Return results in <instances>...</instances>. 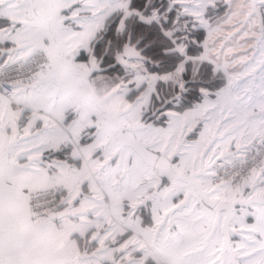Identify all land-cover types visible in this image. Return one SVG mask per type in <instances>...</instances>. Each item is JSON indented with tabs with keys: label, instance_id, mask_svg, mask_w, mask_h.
Instances as JSON below:
<instances>
[{
	"label": "snow or ice",
	"instance_id": "1",
	"mask_svg": "<svg viewBox=\"0 0 264 264\" xmlns=\"http://www.w3.org/2000/svg\"><path fill=\"white\" fill-rule=\"evenodd\" d=\"M0 264H264V0H0Z\"/></svg>",
	"mask_w": 264,
	"mask_h": 264
}]
</instances>
